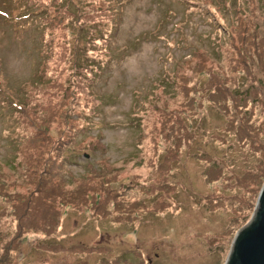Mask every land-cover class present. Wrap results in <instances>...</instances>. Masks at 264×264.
I'll list each match as a JSON object with an SVG mask.
<instances>
[{"label": "rangeland", "instance_id": "374dc122", "mask_svg": "<svg viewBox=\"0 0 264 264\" xmlns=\"http://www.w3.org/2000/svg\"><path fill=\"white\" fill-rule=\"evenodd\" d=\"M30 1L0 0V264H224L264 183V0Z\"/></svg>", "mask_w": 264, "mask_h": 264}, {"label": "water", "instance_id": "95a60500", "mask_svg": "<svg viewBox=\"0 0 264 264\" xmlns=\"http://www.w3.org/2000/svg\"><path fill=\"white\" fill-rule=\"evenodd\" d=\"M224 264H264V183L252 216L237 231Z\"/></svg>", "mask_w": 264, "mask_h": 264}, {"label": "trees", "instance_id": "16d2710c", "mask_svg": "<svg viewBox=\"0 0 264 264\" xmlns=\"http://www.w3.org/2000/svg\"><path fill=\"white\" fill-rule=\"evenodd\" d=\"M25 1V4L27 5V9L29 10V12L30 11H33V8L35 9V7H34V3L33 2H31L30 0H24ZM3 11H1V13H2ZM31 13V12H30ZM30 13H27V16H29V17H32L33 18V16H30ZM29 17H25V18H29ZM24 18V17H23ZM19 109H22V107H20ZM44 205H46V200H45V202H44ZM32 218H34V216L32 217Z\"/></svg>", "mask_w": 264, "mask_h": 264}]
</instances>
